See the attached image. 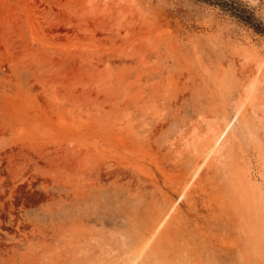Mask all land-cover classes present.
<instances>
[{
  "label": "rangeland",
  "instance_id": "374dc122",
  "mask_svg": "<svg viewBox=\"0 0 264 264\" xmlns=\"http://www.w3.org/2000/svg\"><path fill=\"white\" fill-rule=\"evenodd\" d=\"M0 264H264V0H0Z\"/></svg>",
  "mask_w": 264,
  "mask_h": 264
},
{
  "label": "bare ground",
  "instance_id": "6f19581e",
  "mask_svg": "<svg viewBox=\"0 0 264 264\" xmlns=\"http://www.w3.org/2000/svg\"><path fill=\"white\" fill-rule=\"evenodd\" d=\"M254 86H255V83H252L251 84V86L249 87V93L247 94V97H246V100H245V103L246 102H250V101H252L251 99H250V95L252 94V92L254 91ZM227 127H228V125L222 130V131H220L219 133H216L215 135H214V143H213V147H211L209 150H207V152L204 154V156L202 157V162L200 163L201 165L199 166V168L196 170V172L194 173V176L197 174V172L201 169V167L204 165V164H206V163H208V161L209 162H211L209 159L210 158H215L214 156H215V154H217L218 152H219V150H220V148L222 147L221 146V141H222V139H223V136H224V134L226 133V130H227ZM213 156V157H212ZM166 219H164L163 220V222H162V224L164 223V221H165Z\"/></svg>",
  "mask_w": 264,
  "mask_h": 264
},
{
  "label": "trees",
  "instance_id": "16d2710c",
  "mask_svg": "<svg viewBox=\"0 0 264 264\" xmlns=\"http://www.w3.org/2000/svg\"><path fill=\"white\" fill-rule=\"evenodd\" d=\"M207 1L214 3V4L221 5V6H225V7L236 3V0H207ZM216 1H220V2H216ZM240 11L243 13L248 12V10H246L245 8H243V10H240ZM239 17L243 19L245 22H247L248 24H250L253 28H255L256 31L261 32V33L263 32L259 23L256 22L257 19L253 16V14L248 20H246L247 17H244L242 14L241 15L239 14Z\"/></svg>",
  "mask_w": 264,
  "mask_h": 264
}]
</instances>
